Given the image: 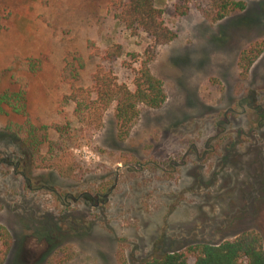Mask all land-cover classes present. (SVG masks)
Here are the masks:
<instances>
[{
  "label": "rangeland",
  "instance_id": "1",
  "mask_svg": "<svg viewBox=\"0 0 264 264\" xmlns=\"http://www.w3.org/2000/svg\"><path fill=\"white\" fill-rule=\"evenodd\" d=\"M245 1L244 11L211 24L194 5L179 16V0H156L178 35L151 62L168 98L159 109L141 106L120 140L116 103L91 139L81 134L75 104L62 105L71 90L61 73L81 56L77 85L90 87L101 50L121 44L124 55L106 66L132 87L123 63L144 57L148 35L127 30L110 0H0V11L12 12L0 34V70L15 67V56L41 61L27 90L28 115L84 166L75 177L35 168L7 129L25 118L0 117V223L14 238L5 264H58L63 250L71 254L64 264H120L122 255L143 264L246 231L264 239V53L246 79L238 67L239 53L264 39V0ZM83 148L95 158L86 160L77 152Z\"/></svg>",
  "mask_w": 264,
  "mask_h": 264
},
{
  "label": "trees",
  "instance_id": "2",
  "mask_svg": "<svg viewBox=\"0 0 264 264\" xmlns=\"http://www.w3.org/2000/svg\"><path fill=\"white\" fill-rule=\"evenodd\" d=\"M155 2L156 0H110L115 18L127 30L134 34L146 33L152 41L144 57L133 54L131 62L123 63L134 74L132 87L128 83L119 82L114 71L106 66L124 55L121 44H113L101 50L99 56L103 64L95 71L90 87L77 85L81 80V71L86 68L83 57L74 55L73 61L67 62L62 70L61 81L71 90L64 97L62 105L69 102L75 104L81 134L89 139L102 128L104 114L114 103L118 137L125 140L140 117L141 106L159 109L167 101L164 82L152 72L151 62L156 58L157 48L172 42L178 35L165 24L163 12L156 7ZM193 5L211 24L247 8L245 0H179L177 15L185 16ZM11 15V11H0V34L5 29L4 22ZM263 53L264 39L250 43L239 53L238 67L243 79L248 77L251 68ZM14 61L15 67L0 70V117L10 112L25 120L22 124L13 123L7 129L29 150L28 155L35 168L53 167L63 176L69 177L82 175L84 166L70 153V147L53 146L48 135L49 127L37 126L28 115L27 90L33 77L41 70V61L35 57L20 56H15ZM262 117L264 118V113ZM45 147H48L46 152ZM6 161L12 163L14 158L10 157ZM97 195L104 198L107 195L106 189H98ZM13 245V234L7 226L0 223V264H5ZM60 255L62 258L58 264L71 259V254L65 250ZM120 264L130 263L122 255ZM143 264H264V239L256 230L246 231L234 239L218 244L189 245L181 251L150 258Z\"/></svg>",
  "mask_w": 264,
  "mask_h": 264
},
{
  "label": "built area",
  "instance_id": "3",
  "mask_svg": "<svg viewBox=\"0 0 264 264\" xmlns=\"http://www.w3.org/2000/svg\"><path fill=\"white\" fill-rule=\"evenodd\" d=\"M77 152L82 153L86 160H91L95 158V154H93L88 148H83L81 150L79 149V151Z\"/></svg>",
  "mask_w": 264,
  "mask_h": 264
},
{
  "label": "flooded vegetation",
  "instance_id": "4",
  "mask_svg": "<svg viewBox=\"0 0 264 264\" xmlns=\"http://www.w3.org/2000/svg\"><path fill=\"white\" fill-rule=\"evenodd\" d=\"M97 195V194H96ZM98 196V195H97ZM99 197V196H98Z\"/></svg>",
  "mask_w": 264,
  "mask_h": 264
}]
</instances>
